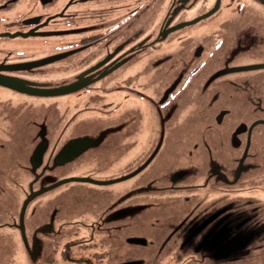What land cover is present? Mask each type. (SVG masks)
I'll return each mask as SVG.
<instances>
[{"label":"flooded vegetation","instance_id":"obj_1","mask_svg":"<svg viewBox=\"0 0 264 264\" xmlns=\"http://www.w3.org/2000/svg\"><path fill=\"white\" fill-rule=\"evenodd\" d=\"M59 1L0 0V91L41 98L46 96L41 82L52 84L54 92L49 97L73 101L61 113L66 116L61 122L55 117L50 133L45 126L36 127L22 142L23 159L18 153L14 156L9 128L1 130L6 142L0 140V228L12 227L27 241V224L31 242L43 247L62 244L56 264H100L105 258L102 252L80 257L71 252L72 246L100 240L90 229L99 217L83 218L80 209L63 205V197L71 190L57 189L58 183L73 178L58 179V170L94 165L88 171L106 176L102 173L122 163L129 146L148 145L131 173L107 181L85 177L93 184L118 183L147 170L161 145H167L165 149L171 145L168 157L182 162L171 167L161 163L159 170L169 168V183L162 188L166 197L182 196L181 209L187 211L179 221L170 222V236L184 250L192 246L212 260L231 262L248 255L250 247L264 239V219L260 205L257 210L249 201L244 205L248 209L237 204L238 195L246 190L235 187L254 177L255 185L264 183V162L258 160L264 155V0H126L116 19L109 18L115 12L105 4V20L99 18L79 29H65L61 24L75 18L86 22L95 13L99 16L94 6L99 0H61L63 5L56 10ZM76 7L77 14L70 18L66 13ZM126 69H134L133 74L124 76ZM7 82L22 85V91L6 86ZM113 93L122 94V100L112 101ZM199 97L203 109L194 128L200 141H192L194 134H187L190 142L186 143L182 141L185 129H173L176 121L169 120L172 113L166 110L171 111L175 101L183 102L182 110L176 112L177 122L183 121L195 113ZM124 98L137 106L121 109ZM142 105L152 115L155 140L158 132L161 140L120 141L132 129L141 130ZM98 109L105 115H96ZM81 113L88 114L79 117ZM173 135L181 140L168 142ZM175 145L186 152L174 157L170 149ZM200 145H213L215 155L204 160ZM223 147L231 157L216 156ZM5 164L28 166L30 178L18 214L13 209L5 212L2 205L14 177ZM223 185L228 187L221 189ZM137 188L146 194L137 197V207L141 206L137 212L146 215L148 210L152 215L154 203L148 201L155 197L149 193L152 187ZM223 196L230 200L222 203ZM199 200L206 204H198ZM127 239L129 244H146L143 238ZM135 258L125 254L114 264H139Z\"/></svg>","mask_w":264,"mask_h":264},{"label":"rangeland","instance_id":"obj_2","mask_svg":"<svg viewBox=\"0 0 264 264\" xmlns=\"http://www.w3.org/2000/svg\"><path fill=\"white\" fill-rule=\"evenodd\" d=\"M63 1L66 2V0ZM63 1L60 0L58 2V7L56 8V10L60 9V7L63 5L61 2ZM123 1L126 2V0H99L94 5L95 7H97L96 9L99 10V16H97V13H95L93 15H88L86 22L80 23L79 21H77L78 18H75L74 22L61 25H64L66 27L65 29H79L80 27L88 28L92 23L99 21V18L105 20V15H103L102 10L105 4L112 6L113 12H115V14L109 18L116 19L117 17H119V14L122 13V10L120 11V4H122ZM78 10V7H76L74 10H71L66 14H68L71 18V15L77 14ZM128 20L131 22L133 21L130 18H128ZM120 26L121 25H118L114 28H120ZM58 27L62 28L60 26ZM142 62H144V59L142 60ZM130 72L133 74L134 69H126L123 74L124 76H128ZM39 84L40 86L43 85V87H45L44 92L46 96H43L41 98H39L38 96H27L24 94H22L23 96H18L8 90L0 91V140L6 142V139L3 138L4 134L1 132V130L9 128L10 132L12 133L11 139L15 141L14 144L11 145V148H13L14 151V156H16V154L18 153L17 155L22 159L24 157V154L26 153L25 148H23V146L25 145H22V142L27 141L36 127L38 128L40 126H45L50 133L52 131L51 127L55 125V117L56 120L61 122V118L66 117L64 115H61V113L63 111L65 112L68 109L67 108L66 110H64L65 107L69 106L70 103H73V101L64 97H49L48 94L54 92V90L51 88L52 84H43L41 82ZM38 86L39 85H33V87L35 88ZM21 88L22 85H17V88L15 89L16 91L20 92L22 91ZM81 92H84V90L82 89L76 91L75 93L79 94ZM199 95L200 94H198V96ZM110 99L115 102L121 101L122 94L113 93L110 95ZM23 100L24 103L22 105L17 104L21 103L20 101ZM178 100H180V98ZM175 102L172 103V105L169 107L171 111H169L168 109L166 110L168 113H172L169 120L171 122L176 121L173 125V129H185L184 138L182 139V141L186 143L190 142L187 134H194L192 141H200L197 134L195 133L196 128H194V126H196L200 122L201 114L199 112H201V110L203 109V98H197V107L195 108V113L190 117H185L183 121L180 122H177L178 119L176 116V112L182 110L180 107L183 102L179 101L178 105L175 104ZM132 105L137 106V103L132 99L128 100L124 98L121 109H130ZM86 107L89 106H85V108ZM140 108L144 111L141 118V130L137 131V128L132 129L125 138L119 137L120 141L137 142L138 140H141L142 143H145L149 141L151 137H154L155 140V133L152 132L151 128V126H153V119L152 115H149L151 114L150 110L147 109L145 105L140 106ZM79 109L80 106L77 105L76 110ZM83 114L88 113H81L79 114V117ZM95 114L102 116L105 115L99 109L98 111H95ZM173 129H171L169 135L172 134ZM7 136L8 135H6V137ZM110 138L111 137H107L106 140H109ZM175 139H178V141L181 140V138L174 135L166 140L170 143H175L177 142ZM160 140V132H158L157 139L155 141ZM146 146L148 145H132L131 147L129 146V148L124 152L125 156L122 160V163H119L115 167H112L113 169L110 167L109 171H107L106 173H102L106 176H101L98 172L95 173L92 171H88L94 165H81L77 167H71L70 171L66 170L67 166H62L58 170L60 172V175H56V177H59L58 179L88 177L99 181H107L116 177L127 175L138 166V157ZM166 146L167 145H161V148L157 152V157L151 164L148 165L149 168H147V170L142 171L140 175L136 174L135 176L127 180L108 185L93 184L81 181H71L58 185L57 189H60L62 191L67 188L71 190V193H69V195L63 197V205H68L69 208L72 207L73 209H80L83 214V218L88 216L90 219H92V216L94 215L95 219L99 217L97 221L94 220L96 222L90 229H95L94 236L96 238H99L100 240L89 244L88 246H72V254L75 257H80L88 256L89 253L93 252H102L105 254V258L100 264H114L118 260L123 259L125 257V254L126 256L131 255L132 259L134 256H136L137 260L140 259L139 264H264V239L254 243V245L250 247V253L248 255L240 257L238 260H234L231 262H223V260H212L210 258L204 257L203 255H201L199 250L194 249V247L192 246H190L189 249L184 250L180 241L175 240L174 236H170V222L179 221L183 217L187 209H181V206L185 205L182 202V196L174 198H172L171 196H164L166 193L162 187L169 183V181H167L168 176L166 174L169 168L167 170H159L161 163H169L168 167H171V164L174 165L176 163L182 162L181 160L177 159H174V161H172L168 157V149L171 145H168V147L165 149ZM212 146L213 145L201 147L200 145V147L198 148L199 153L203 156L204 160H206L207 157H210L209 155H215ZM180 151L182 152L181 154L186 152L182 150V147L180 150L178 145H175L174 149H170V153L171 155L173 154L174 157L178 156L177 154ZM218 153L219 154L216 156L222 159L231 157L230 152L224 147L219 148ZM258 160L260 162H264V155H260L258 157ZM12 162H14V160ZM5 166L7 171L13 174L14 177L13 186L10 189V193L7 197V202L3 203L2 205L4 206L5 212L13 209L18 214L24 200L23 197H25L26 195L24 193V188L28 179L30 178V174H28V166L23 164L19 166L14 164L12 165V168H10V164H5ZM5 174L7 173L5 172ZM254 179L255 177L245 180L237 187H235L246 190V193L244 195H238L237 204L242 205L243 209H248L246 206H244L247 205L246 202L248 201L249 204L253 205L252 207L256 209L257 206L260 205L261 208L259 210V213L262 219H264V183L261 182L258 184L259 186H257L255 185ZM237 183L238 182H235L234 184L231 183V185L229 186H234ZM142 184L150 185L152 187V191L149 193L155 195V197H152L148 200L150 203H154V207L152 206V215L147 214L149 212L148 210L144 212V214L146 213V215H140L137 212V209L141 207H137V197H139L140 195H146L144 193H141L137 188ZM160 186L161 188H159ZM227 187L228 186L223 185L221 186V189ZM228 189L231 190L232 188ZM212 195L213 193H211V196ZM222 198V203L230 200V196H223ZM163 199L164 201L166 200L167 203H161L160 200ZM187 204H189V202H187L186 205ZM198 204L205 205L206 203L202 200H199ZM31 205L32 203L30 204V207ZM28 211L29 207H27L25 211V223L27 221ZM123 211L129 212H127L126 214H122ZM87 213L90 214V216L85 215ZM102 228H105L106 230L101 231L100 229ZM14 231H16V234L13 233ZM84 235H86V233ZM25 236L27 241L22 240L18 231L12 227L4 226L0 228V264H56V262L60 258L59 251L62 247V244H59L57 246L45 247V243L43 247L31 242L29 238L32 235L27 224L25 229ZM76 236L80 237L82 235L78 234ZM129 237L143 238L145 239L146 244L135 245L131 243L129 244L128 242L126 243V240H128L127 238Z\"/></svg>","mask_w":264,"mask_h":264},{"label":"water","instance_id":"obj_3","mask_svg":"<svg viewBox=\"0 0 264 264\" xmlns=\"http://www.w3.org/2000/svg\"><path fill=\"white\" fill-rule=\"evenodd\" d=\"M7 83H9V82H7ZM6 86H9L10 88H17V85H14V84L6 85ZM41 153H42V150H41ZM71 181H81V182H89V183H92L93 182V180L88 179V178H85V179L73 178V179L61 181L58 184H62V183H66V182H71Z\"/></svg>","mask_w":264,"mask_h":264}]
</instances>
